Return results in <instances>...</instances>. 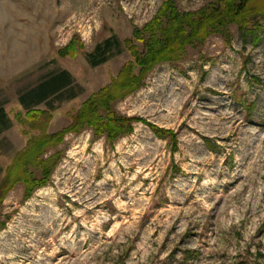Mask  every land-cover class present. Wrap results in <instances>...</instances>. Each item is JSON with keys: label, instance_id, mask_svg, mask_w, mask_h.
Masks as SVG:
<instances>
[{"label": "rangeland", "instance_id": "rangeland-1", "mask_svg": "<svg viewBox=\"0 0 264 264\" xmlns=\"http://www.w3.org/2000/svg\"><path fill=\"white\" fill-rule=\"evenodd\" d=\"M174 1L195 15L231 3ZM164 2L0 0V107L10 120L0 182L31 140L66 130L137 62L147 51L137 31ZM248 8L244 29L202 24L213 32L115 103L137 118L130 132L111 144L90 126L68 131L39 157L30 184L19 181L0 203V264H264V0ZM112 36L120 46L92 66L86 55ZM73 41L77 54L59 55ZM61 70L72 83L36 107L50 110L45 120L29 119L20 98Z\"/></svg>", "mask_w": 264, "mask_h": 264}, {"label": "trees", "instance_id": "trees-1", "mask_svg": "<svg viewBox=\"0 0 264 264\" xmlns=\"http://www.w3.org/2000/svg\"><path fill=\"white\" fill-rule=\"evenodd\" d=\"M251 1L231 0L227 9L222 8L220 12L218 10L220 6L211 5L205 12L195 15L190 12L181 13L176 7L174 0H165L157 16L137 31L140 34L139 36L143 37L141 39L145 40L147 51L137 59L135 64H128L107 88L86 100L78 112L73 115V123L70 127L60 133L42 135L36 141L31 140L27 146V151L15 159L9 172L0 182V203L19 181H25L30 184V178L28 177L29 168L32 165H36L35 163L38 162L39 157L44 155L47 149L56 146L62 141L68 131L78 132L80 129L90 126L94 128L97 134H104L111 144L122 135L127 134L128 131L130 132L133 129L132 123L137 118L126 117L117 113L115 103L130 93L137 91L141 86V80L155 65L167 60L172 61L183 55L186 43L188 45L192 43L198 44L202 38V33L203 37H205L213 31H219L216 29L221 25V22H224V19H230L232 22L241 21L244 29V25L252 18L253 10L248 8ZM202 24H207L208 28H212L213 31L204 32ZM180 29H182V33L179 31ZM183 30L186 31L184 32ZM169 33L177 35V41L173 39V44L169 43L170 38H164V35ZM197 35L199 36L197 37ZM193 39L195 40L193 41ZM179 43L181 45L180 49L177 46ZM119 46L120 42L116 36L107 38L98 43L92 53L86 55L87 59L92 66L106 63L114 47ZM80 48V43L73 41L67 47L61 49L59 55L75 56ZM137 68L139 71L135 73ZM72 79L69 71H58L47 80L41 82L29 95L22 96L20 101L27 109L28 118L38 116L37 120L41 118L45 120L50 110H38L36 107L43 102H47L52 95L64 90L72 83ZM71 98H74V96ZM9 124L10 120L5 109L0 107V134L9 127ZM151 127L161 137L172 135L170 130H164L155 125ZM51 160L52 157H49L46 163H41V166L45 170L49 169L47 165L50 164ZM47 177L48 175H45V178ZM27 191H32L29 185Z\"/></svg>", "mask_w": 264, "mask_h": 264}]
</instances>
